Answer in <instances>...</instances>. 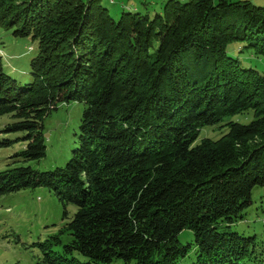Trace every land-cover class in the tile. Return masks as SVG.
<instances>
[{
  "label": "trees",
  "instance_id": "trees-1",
  "mask_svg": "<svg viewBox=\"0 0 264 264\" xmlns=\"http://www.w3.org/2000/svg\"><path fill=\"white\" fill-rule=\"evenodd\" d=\"M103 2L0 0V27L38 46L27 69L0 52V150L15 149L0 197L46 188L63 204L44 264H264V240L233 231L264 187V6L164 0L117 19ZM73 102L76 147L39 170L46 122Z\"/></svg>",
  "mask_w": 264,
  "mask_h": 264
},
{
  "label": "rangeland",
  "instance_id": "rangeland-1",
  "mask_svg": "<svg viewBox=\"0 0 264 264\" xmlns=\"http://www.w3.org/2000/svg\"><path fill=\"white\" fill-rule=\"evenodd\" d=\"M164 0H124L114 5L109 0L104 4L117 19L124 11L138 10L143 14L154 15L162 9ZM188 1V0H183ZM118 2V1H117ZM0 52L5 65H13L27 69L28 64L38 52V46L31 39H17L10 32L0 27ZM6 56H11L7 61ZM9 60V59H8ZM12 63H14L12 65ZM84 105L81 103L62 104L46 122L45 137L48 141L47 159L34 164L39 170L54 169L57 155L70 157L76 144L72 137L78 129ZM253 119V113L236 115L228 121L248 124ZM10 118H0V126L9 122ZM227 132L226 127L205 128L200 139L217 140ZM15 149L0 150V171L7 168V158ZM58 156V157H59ZM253 205L248 210L244 221L234 225L233 231L245 235H257L264 240V187H257L252 193ZM71 213L75 212L73 205L68 206ZM65 208L46 188L26 190L0 197V264H44V254L40 244L52 240L67 221L64 218ZM191 231H184L180 240L186 244L192 240ZM65 240V238H64ZM186 259L182 264H186Z\"/></svg>",
  "mask_w": 264,
  "mask_h": 264
},
{
  "label": "crops",
  "instance_id": "crops-1",
  "mask_svg": "<svg viewBox=\"0 0 264 264\" xmlns=\"http://www.w3.org/2000/svg\"><path fill=\"white\" fill-rule=\"evenodd\" d=\"M118 1H121V0H118ZM122 1L124 2V0H122ZM249 1L253 2L254 4L264 6V0H249ZM121 5H122V6H123V5L125 6L124 3H122Z\"/></svg>",
  "mask_w": 264,
  "mask_h": 264
}]
</instances>
